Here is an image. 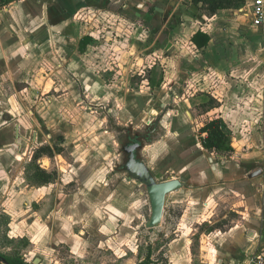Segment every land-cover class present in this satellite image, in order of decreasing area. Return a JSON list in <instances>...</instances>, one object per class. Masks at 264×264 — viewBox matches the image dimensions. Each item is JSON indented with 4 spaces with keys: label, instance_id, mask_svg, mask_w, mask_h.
Wrapping results in <instances>:
<instances>
[{
    "label": "rangeland",
    "instance_id": "1",
    "mask_svg": "<svg viewBox=\"0 0 264 264\" xmlns=\"http://www.w3.org/2000/svg\"><path fill=\"white\" fill-rule=\"evenodd\" d=\"M252 3L232 0L218 10L247 28L238 57L220 70L208 67L188 75L180 89L154 94L143 81L129 82L112 60L105 65L115 66V84L110 82L106 98L96 91L80 93L79 79L70 76L64 83L66 78L54 77L50 69L57 98L33 86L36 67L25 80L10 77L0 118L20 119L21 127L18 137L13 126L11 137L0 144V255L20 256L30 264L36 258L37 264H246L264 253V24L250 22ZM126 13L118 15L121 30L137 28V42L160 51L152 27L138 16L134 26ZM113 19L102 9L73 14L78 26L89 29ZM237 33L234 28V39ZM118 45L115 56L125 48ZM145 65L131 63V73ZM215 117L223 120L234 147L228 154L209 152L200 143L198 130ZM154 126L158 130L139 151L142 159L157 180L180 178L191 186L171 193L162 223L148 228L147 189L122 168L121 143L128 129L144 134ZM67 137L70 144L64 145ZM37 168L51 173V180L37 182ZM257 170L262 173L250 178ZM39 194L49 198L44 208L54 218L50 231L59 236L53 241L34 237ZM63 216L61 225L57 220Z\"/></svg>",
    "mask_w": 264,
    "mask_h": 264
},
{
    "label": "crops",
    "instance_id": "2",
    "mask_svg": "<svg viewBox=\"0 0 264 264\" xmlns=\"http://www.w3.org/2000/svg\"><path fill=\"white\" fill-rule=\"evenodd\" d=\"M168 4L174 7L170 13V9H167ZM86 8L105 10L114 19L102 27L91 26L89 29L87 25L86 27L82 24L78 26L73 21V14L80 13ZM166 9L168 13H165ZM124 10H127L128 19L135 21L134 26L138 16L140 21L152 27V32L156 34L153 42L158 43L162 53L154 51V47L143 48L135 38L137 28L131 29L129 25L130 27L125 31L121 30L122 20L118 15ZM176 11L178 16L175 18ZM230 17L223 18L218 11L210 15L204 7L189 0H17L11 2L0 7V64L3 66L0 71V102L3 100L1 97L4 93L3 86L8 84L10 77H13L15 82L25 80V77L30 78V70L34 67L40 72L36 70L39 75H32L33 86L44 93L51 94L52 97L57 98L54 94L57 84L49 77L51 74L54 77L66 78L64 83H68L70 76L76 77L80 82L79 92L86 93V96L90 91L104 96L110 84H115L112 82L115 66H106L109 65L110 60L119 70L123 69L126 76L131 77L129 82L139 84V81H143L154 94L161 88L165 90L183 88L188 75L191 78L208 67L220 70V67H227L228 61L237 58V53H241L247 28L244 29L239 21ZM172 18L175 19L172 20ZM81 28L87 30L80 33ZM234 28L238 30L235 39L233 38ZM198 31L209 35L210 40L206 46L201 47L193 40ZM85 37L90 38L88 42L84 40ZM204 40V36L197 37V42L200 44H204ZM121 42L125 48L122 54L115 56L118 44ZM159 52L160 55L157 56ZM151 56L158 58L150 62ZM137 61H144L146 65L143 69L139 68L131 73V63ZM104 97L106 98V95ZM50 101L52 102V99ZM2 107L0 105V108ZM126 109L129 110L127 107ZM50 110L56 113V107ZM67 111L70 112L69 107ZM38 112L41 116L48 115L46 111L45 114L40 110ZM7 117L4 120L2 116L0 118L3 120L0 123V144L2 145L11 137L13 126H15L17 137L21 127L20 119L11 118L8 115ZM16 121L17 123L13 125ZM62 141L64 145L70 144L68 137L63 138ZM187 186L191 185L187 183ZM37 197V202H40L37 207L41 215H38L39 221L32 224L33 227H37L34 230V237L53 241L59 236L54 237L50 231V221H54V218L50 211L44 208L49 198L44 197L43 194ZM83 205L84 209H87L88 206ZM65 220L66 216H63L57 222L64 225ZM63 234L59 233L60 236Z\"/></svg>",
    "mask_w": 264,
    "mask_h": 264
},
{
    "label": "water",
    "instance_id": "3",
    "mask_svg": "<svg viewBox=\"0 0 264 264\" xmlns=\"http://www.w3.org/2000/svg\"><path fill=\"white\" fill-rule=\"evenodd\" d=\"M136 137L131 138L132 142L122 147L123 152L128 153L127 161L123 164V169L128 173L131 179L140 181L146 186L147 194L151 205V215L146 222V227L154 228L159 226L164 217L166 209L167 197L184 187L187 183L180 178L168 177L164 180H157L152 173L147 163L140 157L139 151L144 148V144ZM262 170H257L249 174L250 178L260 175ZM40 258H36L33 262L37 264ZM0 262L3 264H10L5 257L0 256Z\"/></svg>",
    "mask_w": 264,
    "mask_h": 264
},
{
    "label": "trees",
    "instance_id": "4",
    "mask_svg": "<svg viewBox=\"0 0 264 264\" xmlns=\"http://www.w3.org/2000/svg\"><path fill=\"white\" fill-rule=\"evenodd\" d=\"M17 0H0V7H3L5 5L10 4L11 2H14ZM190 2L201 5L204 7L208 14L213 15L215 14L221 7H225L232 3V0H189ZM204 36V44H200L197 42V37ZM89 37H85V41H89ZM193 40L198 43L199 46H206L210 40V37L208 34H204L203 32L198 31L194 37ZM210 100H215L213 99ZM217 100V99H216ZM216 102V101H215ZM219 102V101H218ZM109 120L111 121V117H109ZM118 128H124L118 125ZM129 130V129H128ZM199 134V140L202 145V147L212 153H220V154H228L234 150L233 145L231 144L230 137L227 134V132L224 130V122L220 117L215 118H208L207 121L204 123V125L198 130ZM35 159V158H34ZM35 180L37 182H44L49 181L52 178V174L48 173L47 171L39 170L37 168L35 172ZM2 257H5L10 264H30L24 260L23 257L17 256V257H6L3 255H0ZM147 261L143 262L145 264ZM0 264H3L0 262Z\"/></svg>",
    "mask_w": 264,
    "mask_h": 264
},
{
    "label": "built area",
    "instance_id": "5",
    "mask_svg": "<svg viewBox=\"0 0 264 264\" xmlns=\"http://www.w3.org/2000/svg\"><path fill=\"white\" fill-rule=\"evenodd\" d=\"M251 23L261 26L264 23V0H253L250 7ZM246 264H264V253L254 254Z\"/></svg>",
    "mask_w": 264,
    "mask_h": 264
},
{
    "label": "flooded vegetation",
    "instance_id": "6",
    "mask_svg": "<svg viewBox=\"0 0 264 264\" xmlns=\"http://www.w3.org/2000/svg\"><path fill=\"white\" fill-rule=\"evenodd\" d=\"M158 130L157 126H154L152 128L147 129V131L144 134H139L137 132H133L131 129L126 131V137L125 139L122 141L121 146L123 147L124 145L132 142L131 138L136 137V135H138L137 139L138 141L144 143L145 139L147 141H149L150 139H152V135ZM139 155L141 157V154L139 152ZM124 156H125V162L127 161L128 158V153L124 152Z\"/></svg>",
    "mask_w": 264,
    "mask_h": 264
}]
</instances>
